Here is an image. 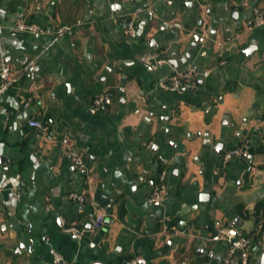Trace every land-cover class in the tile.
Listing matches in <instances>:
<instances>
[{
  "label": "crops",
  "instance_id": "0c3cea01",
  "mask_svg": "<svg viewBox=\"0 0 264 264\" xmlns=\"http://www.w3.org/2000/svg\"><path fill=\"white\" fill-rule=\"evenodd\" d=\"M256 8L264 13V0H0V61L11 67L0 87L10 117L0 112V264H50L51 250L65 264H222V229L251 235L252 264H264ZM124 18L136 35H124ZM18 20L45 34L14 31ZM196 36L177 69L209 76L183 91L159 88L174 69L149 70L139 57L181 59ZM245 140L248 155L224 164ZM164 170L169 197L150 204ZM73 192L86 203L68 200ZM98 214L104 225L92 232ZM71 227L83 235L66 233Z\"/></svg>",
  "mask_w": 264,
  "mask_h": 264
},
{
  "label": "built area",
  "instance_id": "2783aa9c",
  "mask_svg": "<svg viewBox=\"0 0 264 264\" xmlns=\"http://www.w3.org/2000/svg\"><path fill=\"white\" fill-rule=\"evenodd\" d=\"M254 26L260 27L264 26V13L256 8L254 10ZM123 33L127 37H132L137 33V27L134 19L124 18L122 20ZM14 31L21 34H30V35H44L45 31L35 23H27L24 20H18L14 26ZM70 30V28H65ZM60 32H63L61 30ZM139 62L146 66L149 70L155 71L161 66L168 64L166 58H161L160 55L155 53H145L139 57ZM223 65V63L221 64ZM209 71L200 73L196 67L188 66L181 70L174 69V73L169 77L167 82H162L159 84V88L167 90L170 92L180 91L181 89H188L192 87L195 81L202 76L203 78L209 76ZM11 67L7 63L0 61V81H1V90H5L11 82ZM103 104V99L100 98L95 102L94 109L100 110ZM27 108L28 105L26 104ZM0 112L4 114L6 120H9V114L0 106ZM29 126L32 128L43 130L45 129L44 125L37 120H30ZM249 140H245L242 146L239 148L228 152L224 156V164H227L234 157H245L249 152ZM75 165L79 168L84 167V160L81 155L77 154L73 150H69L67 153ZM252 171V168L248 169ZM168 177V172L166 170L162 171L159 174L158 180L159 184L155 188L154 192L151 194L148 202L150 204H163L167 201L169 197L166 179ZM67 199L83 205L86 203L87 196L85 193L73 192L68 194ZM104 214H98L91 220V231H99L104 225ZM66 233L71 234L75 237H81L83 235L82 230H78L76 227H71L65 230ZM219 238L224 240L228 244L227 255L224 257L222 264H252L250 246L252 243V236L241 235L236 229H222L219 234ZM51 263L50 264H65L62 256L54 250H51ZM210 258L214 257L213 253H210ZM131 264H137L136 261Z\"/></svg>",
  "mask_w": 264,
  "mask_h": 264
},
{
  "label": "water",
  "instance_id": "95a60500",
  "mask_svg": "<svg viewBox=\"0 0 264 264\" xmlns=\"http://www.w3.org/2000/svg\"><path fill=\"white\" fill-rule=\"evenodd\" d=\"M201 38L200 36H196L192 42V44L190 45V47L188 48L186 54L183 56V58L181 59H178V56H177V53L174 52L171 56H170V59L168 60V65L173 68V69H177L179 67H182V66H185L188 61L192 58L196 48H197V45L201 42ZM211 43V42H209ZM175 50H177V47L175 48ZM0 57H2L1 53H0ZM183 90H186V89H181L180 91H183ZM107 102V101H106ZM219 149H220V146L217 147V150L216 152L217 153H220L219 152ZM204 195V194H203ZM91 227V226H90ZM91 229V228H90ZM142 264V263H141Z\"/></svg>",
  "mask_w": 264,
  "mask_h": 264
}]
</instances>
